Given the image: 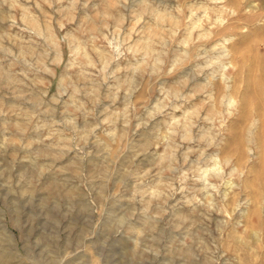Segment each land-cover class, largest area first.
Wrapping results in <instances>:
<instances>
[{
  "label": "rangeland",
  "instance_id": "1",
  "mask_svg": "<svg viewBox=\"0 0 264 264\" xmlns=\"http://www.w3.org/2000/svg\"><path fill=\"white\" fill-rule=\"evenodd\" d=\"M0 260L264 264V0H0Z\"/></svg>",
  "mask_w": 264,
  "mask_h": 264
},
{
  "label": "bare ground",
  "instance_id": "2",
  "mask_svg": "<svg viewBox=\"0 0 264 264\" xmlns=\"http://www.w3.org/2000/svg\"><path fill=\"white\" fill-rule=\"evenodd\" d=\"M37 3V6H40L38 2H35ZM110 6V5H109ZM74 7V6H73ZM23 14H22V19L25 23H28L29 26H32L34 28L37 29V31H40V28H41V25H40V16H39V13H36L35 11L31 10L30 8L28 7H24L23 8ZM81 18V17H80ZM83 18V17H82ZM78 44V43H77ZM79 45V44H78ZM27 49V48H26ZM86 54V53H85ZM59 57V56H58ZM57 57V58H58ZM231 101V100H230ZM182 138L183 139H192V136L190 135L189 133V130H187V126L185 128V131L184 133L182 134ZM211 171H216L218 169H220V165H221V160L220 158L218 157V155H214V157H212V163H211ZM203 169V168H202ZM202 173L204 174L205 172L202 171ZM206 174V173H205ZM212 202V201H211ZM3 259V258H2ZM2 261V260H0ZM4 263V262H2Z\"/></svg>",
  "mask_w": 264,
  "mask_h": 264
}]
</instances>
